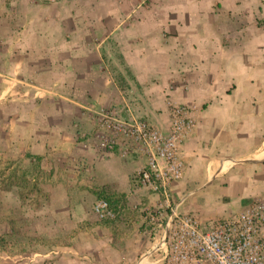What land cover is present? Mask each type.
Instances as JSON below:
<instances>
[{
  "label": "crops",
  "instance_id": "0c3cea01",
  "mask_svg": "<svg viewBox=\"0 0 264 264\" xmlns=\"http://www.w3.org/2000/svg\"><path fill=\"white\" fill-rule=\"evenodd\" d=\"M108 63L125 79V94ZM170 102L186 105L195 121L180 147L183 175L170 185L180 212L226 217L263 199L264 0H0L6 150L19 135L29 153H51L56 169L80 150L95 169L117 166L118 190L138 199L129 174L145 154L131 142L128 155L111 161L90 144L86 115L105 105L167 132ZM133 235L118 248L132 247Z\"/></svg>",
  "mask_w": 264,
  "mask_h": 264
},
{
  "label": "rangeland",
  "instance_id": "374dc122",
  "mask_svg": "<svg viewBox=\"0 0 264 264\" xmlns=\"http://www.w3.org/2000/svg\"><path fill=\"white\" fill-rule=\"evenodd\" d=\"M108 64L117 86L118 72ZM96 108L86 115L93 132L88 141L118 163V153L128 155L131 141L118 132V114L105 105ZM99 113L115 115L116 127L108 122L107 127H101ZM108 116L102 118L109 121ZM133 119L122 117L120 121L124 126ZM18 136L8 150L2 147L0 138V264H164V247L159 242L165 218L173 206L180 212L181 201L174 202L170 196L167 205L159 194L137 183L134 176L141 166L129 174L134 188H141L138 199H127L118 190L117 166L106 164L95 169L90 160L84 159L87 156L76 150L56 169L57 161L51 153H29L25 140ZM226 164L222 175L231 163ZM97 170L101 172L97 174ZM52 175L57 178L51 179ZM15 180L19 185L12 186L11 191L2 189ZM63 194L68 198L63 199ZM200 195L194 194L186 204L198 202ZM98 198L108 202L113 217L98 219L94 214L93 204ZM76 203L80 204L76 211L79 215L72 216L70 208ZM130 220L133 222L128 223ZM132 235L133 246L122 243L119 249L122 238Z\"/></svg>",
  "mask_w": 264,
  "mask_h": 264
},
{
  "label": "built area",
  "instance_id": "2783aa9c",
  "mask_svg": "<svg viewBox=\"0 0 264 264\" xmlns=\"http://www.w3.org/2000/svg\"><path fill=\"white\" fill-rule=\"evenodd\" d=\"M169 106L167 132L137 118L123 126L118 118V132L145 154V164L137 169L135 180L159 194L167 205L171 183L183 175L180 147L195 124L186 105L170 102ZM98 115L101 127L108 123L116 127L115 115ZM107 116L109 121L102 118ZM93 212L98 219L113 217L104 198L94 202ZM159 245L164 247V264H264V198L252 200L233 215L208 219L180 213L173 206L165 218Z\"/></svg>",
  "mask_w": 264,
  "mask_h": 264
},
{
  "label": "trees",
  "instance_id": "16d2710c",
  "mask_svg": "<svg viewBox=\"0 0 264 264\" xmlns=\"http://www.w3.org/2000/svg\"><path fill=\"white\" fill-rule=\"evenodd\" d=\"M129 76H131V75H129ZM132 78V77H131ZM117 87L120 89V91L121 92H125L126 90H127V83H126V81H125V79L123 78V76L120 74V73H118V79H117ZM15 182V183H14ZM18 186L19 185V183L15 180V181H12L8 186H4V187H2V189H4V190H9L12 186ZM122 196H123V194H122ZM1 241V240H0ZM58 244V243H57Z\"/></svg>",
  "mask_w": 264,
  "mask_h": 264
},
{
  "label": "water",
  "instance_id": "95a60500",
  "mask_svg": "<svg viewBox=\"0 0 264 264\" xmlns=\"http://www.w3.org/2000/svg\"><path fill=\"white\" fill-rule=\"evenodd\" d=\"M247 161H257V160H247Z\"/></svg>",
  "mask_w": 264,
  "mask_h": 264
}]
</instances>
